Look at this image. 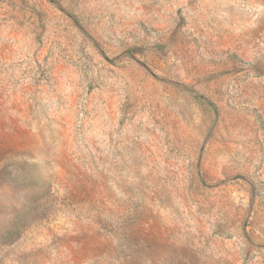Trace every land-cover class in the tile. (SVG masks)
I'll use <instances>...</instances> for the list:
<instances>
[{
  "label": "rangeland",
  "instance_id": "rangeland-1",
  "mask_svg": "<svg viewBox=\"0 0 264 264\" xmlns=\"http://www.w3.org/2000/svg\"><path fill=\"white\" fill-rule=\"evenodd\" d=\"M0 264H264V0H0Z\"/></svg>",
  "mask_w": 264,
  "mask_h": 264
}]
</instances>
